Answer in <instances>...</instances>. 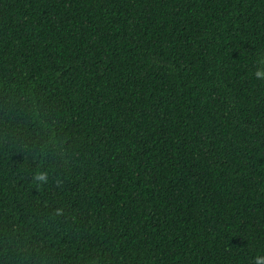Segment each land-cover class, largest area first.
<instances>
[{"label": "trees", "instance_id": "1", "mask_svg": "<svg viewBox=\"0 0 264 264\" xmlns=\"http://www.w3.org/2000/svg\"><path fill=\"white\" fill-rule=\"evenodd\" d=\"M0 264H264V0H0Z\"/></svg>", "mask_w": 264, "mask_h": 264}]
</instances>
